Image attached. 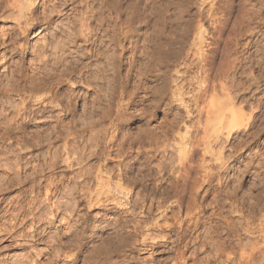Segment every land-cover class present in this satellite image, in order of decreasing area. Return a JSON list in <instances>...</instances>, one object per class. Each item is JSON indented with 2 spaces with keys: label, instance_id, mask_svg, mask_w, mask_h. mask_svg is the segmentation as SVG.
I'll return each mask as SVG.
<instances>
[{
  "label": "rangeland",
  "instance_id": "rangeland-1",
  "mask_svg": "<svg viewBox=\"0 0 264 264\" xmlns=\"http://www.w3.org/2000/svg\"><path fill=\"white\" fill-rule=\"evenodd\" d=\"M17 1L21 3L27 2V0H23L24 2H22V0ZM118 1L119 0H113V2ZM129 1L132 3L133 0H126L125 2H123L122 0V6L124 7L127 4V6H129V4H131L129 3ZM135 1L136 0H134L133 2ZM166 1L169 2V4ZM159 3H162L160 5H162V8L164 7L163 11L169 9L170 15H164L163 17L166 19L162 18L161 23L157 24V26L155 25L156 17L154 15V5H159ZM171 3L172 5H170ZM36 5L38 10L37 12L39 13H42L41 10L43 11L44 6L46 5L45 7L47 8V10L49 9L48 12L50 11V14L53 12L51 14L52 17L50 18L49 24L45 25L46 30L44 29L42 33H39L35 37H33L32 33L26 42H30L29 44L31 46L33 45V43L34 46L40 45L42 48L44 44H48L51 41L53 34L57 32L58 37L56 35L57 38H55L56 42L54 43V49L52 48L51 50L50 47L47 54L62 59V66H60V69L64 68L65 63L70 64V62L71 65L74 66V68L71 72H68L62 76L63 80L61 85H58L57 83H55L54 85V90H57L60 86L62 87L59 90L60 95L58 92V101L49 107L50 109H52V117L50 118L51 121L45 122L40 126H37L35 122H31V124L26 127V132H28L29 135L34 134L33 136H39L41 134L45 137H53L54 133L56 132V130H54L56 126L57 128L59 127V129L62 128L61 132H63V136L72 128L70 132H73V135H71L70 138H75L76 140H74V145L78 147L74 146L75 149H86V147H90L89 149H87L93 150L100 148L102 150V158L99 157V159L94 158L92 160H89L88 165L91 166L93 164V166H91L93 170H96L100 165H102L104 162V157L107 153H110V157L113 158V160L112 162H109L110 164L108 163L109 166L107 162L105 163L109 168H111L108 171L114 169L113 171H111L115 174V177L111 180V184L113 185V190L111 189L112 192L114 191L117 196L122 197L121 191H127L128 189V191L131 192V196H134V194H139V198L142 199V201L144 199H149L150 201L152 197H158V199L156 200V204L153 206L149 213L142 212V210L140 209L142 201L139 199V202H137L139 206L136 205V208L132 207V217L134 219L142 218V220H145V218L148 217L149 220L150 218H154L159 223H162L161 221L164 220V218L162 216L160 217V215L167 214V216L171 218L172 216H174V213L178 214L179 211V207H177L178 205H174L175 202H172L171 195H173L174 192L172 191L170 183L172 180L174 181L178 177L177 173L179 172L178 170H180V165L178 166L179 162L177 159V150L179 148L178 146H180L179 144L181 142V136L184 135V132V136H186V125L182 121V115L184 114L185 107H183L184 105H182L181 102L177 101L176 98L172 97V90L173 88H175V82L172 81V78L177 77V73L174 71L176 69V64H181L188 59L190 61L195 59L196 62L200 61L199 59H197L200 55L196 54L193 56L194 52L197 51V47L193 46V44L191 45L190 42L193 41V32L195 31L196 25H198L202 21V24H204L206 28L204 37L207 40H205L206 42L203 43V47L206 50L209 58H211L210 60L215 62V66H217L216 68H219L222 65L224 67L230 65V63L228 62H231L232 59L234 63L241 62L240 65L238 63L237 71H233V73H231V75H233V78H235L233 79V83H236V87L232 91V96H236L239 93L241 95H245L248 98L247 103L244 102L246 104L243 110L247 116L251 117L250 122H252L253 124L249 129H246L244 127L236 131L234 133L235 140H233L231 143L226 142V138L223 137L221 139V143H219L218 145H214L215 150H220L223 143L225 146L223 157L224 161L227 163L226 166L223 165V170L221 171L222 178L220 181H218L217 178L214 179V181L210 185L204 184L195 194V199L197 198L195 202L197 204L195 215H199L201 217L200 220L203 222H200L199 225H197V222H193L191 227L188 228L184 239H182L183 241L180 244L181 246L185 245L186 243L190 244L189 249L186 250L188 257L186 264H205L206 262L207 264L208 262H210L211 264H233V262L230 263L228 260H226L225 262L227 254L232 252L228 250H237V252H240L241 249H249L250 245L254 242L263 243L264 0H144L142 1L141 12L143 15L145 13L146 14L144 16L142 15V17H144V23L143 21L141 23L138 22V32L136 33L138 42L133 41L134 38H125L124 40V37H122L119 32L121 30L119 29L120 25H118L119 21H115L116 14L115 12L113 13L112 9L110 10L107 8L108 5H105L104 0H40L39 4L38 1L36 2ZM165 5L167 6V8ZM96 6L99 8H97ZM126 7L124 8V17L129 15L131 9L129 7V9ZM218 10L221 11L219 12ZM91 11H93V13H96L97 15L99 14L100 16H102L100 17L98 15V18L96 17L94 20H92V22L85 20V13H90ZM211 12H214L213 14H217L216 17L218 18L219 16H221L220 14H222V19H224V17L225 19L226 17L227 19L229 18L223 32L218 33L220 35V40L218 42L219 44H213L214 42H212L215 38L213 34L217 33L215 32V28L213 25V18H210L213 17ZM110 15H113V17H111ZM169 16L173 18L171 22L169 21ZM178 16H180V18ZM109 18L113 19V24H115L116 26L112 25V29L109 30L110 33H108V36L109 38H111L112 36L117 35V38H114L113 40L104 38V41L106 42L103 41L102 44H100L99 41V43L93 44V42H91L90 40L87 41L84 40V37H81L84 36L85 32H88L91 28H94L96 26L99 28L96 27L97 30L95 28L94 29L97 31L98 35L99 33L101 35V33L103 32L102 29H104V27L107 28L106 24L109 22L107 21L109 20ZM177 20L178 23H180L181 20H189L188 22L190 23V26L192 28L189 42H186L185 44L177 42L173 44L164 43L168 35L174 36L179 32L178 29H180L181 27H177V25H179L178 23H175ZM87 22L89 23V25H91L89 29L87 25H82V23L88 24ZM12 23L13 21H0V31L2 28H7ZM99 23L101 24L99 25ZM238 23H240L241 25ZM95 24L97 25L95 26ZM231 30H234L233 34ZM246 30H248L249 32H245ZM118 35H120L121 38H119ZM115 39H117V41ZM132 42L134 46L133 44H131ZM160 42L165 44L162 45L165 49L163 52L161 51ZM101 45L103 48H100ZM171 45L177 50H179L180 48L184 49L185 52L182 56H180V58L178 54L171 53L174 50ZM189 45H191L192 49H190L191 47ZM231 47L233 48L232 55L229 54L230 56L227 57L226 50L228 51ZM30 51L31 49H29L28 54H26L27 57L25 58V66L30 65V63L36 64L40 60V57L38 58L37 55L32 54ZM159 51H161L162 53H160ZM188 51H190L191 53L187 55ZM163 53H165L166 55H163ZM33 55L36 57H34ZM43 55L45 56L46 53H43ZM33 58L35 59L31 62L30 59ZM72 63H74L75 65ZM223 66L221 68H223ZM195 69L196 68H192L188 72V77L186 79H183V81L186 80L185 83L196 74ZM167 72L168 74H166ZM56 73L58 72L56 71ZM54 77H56L54 78L56 82V80L61 76L59 77L58 73V76ZM164 78L166 80H164ZM194 85L196 84L194 83L190 87L193 88ZM258 87H260V89H258ZM258 90H260V92H257ZM184 97L187 101H189L191 95L187 94ZM239 102L240 101H238L237 103L238 106H240ZM81 129H84V131L80 132L79 135H77V132H79V130ZM66 130L67 132H64ZM191 132L188 133L190 134L189 136L187 134L188 137L192 136ZM74 134L76 137L74 136ZM4 142L5 140L0 138L1 149L6 150L4 151L5 156H2V159L0 158V209L4 208L1 213H5V211L8 209L10 210L8 211V213H6V216L2 217V219L0 220V224H3L6 221L4 223L5 231H0V238H2L0 239V264H16V261L18 260L16 254L17 252H20L21 248H24V250L27 251L29 250V254H33L34 247L36 250L45 249L47 245L51 244L52 240L54 241L55 238L59 236H62L63 240L65 239L64 241L67 240L66 242L68 244L69 237L72 236L73 231L75 232L76 230V228L74 227V225L76 226V224H78L76 223V221L79 219L83 221V218L85 219L84 221L86 225L83 228L84 234L82 233L80 235L82 237H79V240L81 242L80 245L82 246L80 249L82 252H80L77 264H82V262H84L83 258L84 260L89 261H93L97 258L99 259V256H103V254H105L107 251H110L112 254L114 253V258H117L119 256L123 257V255L126 256L131 262L130 264H172V261L177 255V247L174 246L177 244V242L175 243L176 236L170 239L169 231L161 230L157 227H155V229H152V233L157 238L159 237L158 239L160 243L156 246H153L154 250L151 251L148 248L143 250L145 246L142 245H139L138 247L133 246L135 239L134 237H136V235L133 234V232L129 231L132 230V226H129L128 228L130 229H128L127 232L132 233L130 235L132 237L129 236V238L131 239L129 240V242L123 244L122 247H118L119 253L115 251V247L117 246L115 241L116 229L112 228L114 226L113 222L117 216H131V214L126 213L129 208L128 206L130 205H127V207L126 205H115L110 202L111 200L106 202L105 198L101 200L102 203L93 201L90 205L88 200L82 198V196H80V194L77 192L76 194L79 196L75 194V196L77 197L75 198L77 200L74 198L72 201H70L72 207L69 204L67 215L66 213L63 214V212H56L55 209L51 206L52 201H55V203L57 204H62L68 201V193L71 192H69L68 190V183L69 185L74 183V181L71 182V178L75 176L74 174L77 173L80 166L77 165V167H67L68 164L61 161L59 163L61 165L58 164L57 167H50V169L48 167L42 170L40 169L42 168L40 166L42 162H45L48 158L46 154L50 156L51 152V148L48 146V144L47 147H45V145L43 148H41L40 151L35 150L33 155L35 156L34 158L30 157L32 156V151L29 152L28 149L20 151V146L16 145V143L8 144L7 142ZM57 143L58 145H60L63 143V140H59L57 141ZM106 144L111 147V149L110 147L108 149L106 148L108 152H104ZM60 150L62 152L63 148L61 147ZM200 152L201 151L196 154V158L198 157L197 159H200L201 157ZM63 153L64 152H62V154ZM232 154L233 157H230ZM18 155H20L21 157H17ZM6 157H8L9 159ZM15 158L16 160H18L17 158H19L18 161H22L21 163H24L23 170L16 169L17 162H15ZM212 158L213 156H207L208 160ZM27 159H29L30 162H27ZM4 161H6L5 163H7L8 168L4 164ZM211 161L212 160H210V162ZM211 164H213L214 170L218 171L221 169L220 165L222 164L220 162L212 161ZM93 167L96 168L94 169ZM10 168H14L13 172L15 174ZM125 171L128 173V176H131V181L125 182V180H118L119 173ZM11 172L13 173L11 175L14 177L9 180L6 179L8 178V174ZM17 172H19L18 175H16ZM104 174L105 177H107L106 173ZM116 176L118 177V179ZM54 182L59 183V188L61 191L57 193L53 192L54 194H52V191H49V189H46V187L49 188ZM119 182H121V184H124L122 185L123 189H120L117 186ZM64 187L66 189H64ZM62 189L64 190L62 191ZM188 196L189 191L186 194V205L189 201ZM158 200L162 203V205L164 204L165 206L158 209ZM32 201L34 202L33 204ZM104 201L106 202L107 206L105 205ZM124 202L125 201H123V203ZM28 206H32L33 212L29 213V215L26 217L28 220L24 219L21 222L22 225H19L17 227L18 229H14L13 232V229H11L10 227L13 216L19 215L20 210L22 208H28ZM183 212L181 214L184 215L185 211ZM37 219L38 221H36ZM158 222L157 224L159 225ZM107 223H109V227H107ZM194 223L197 226H194ZM31 225L33 227L31 228L32 230L30 229ZM6 227L10 228L8 229ZM94 227L95 231L93 230ZM103 227H105V229ZM6 229L10 232H8ZM43 229H46V231H43ZM127 232H125V234ZM172 232L175 233V230H173ZM33 233L37 234L36 238L39 235V237L45 236L46 240L44 239L45 241L39 242L35 240L34 242V239L31 240V234L34 235ZM13 234L14 238L12 236ZM17 234L26 235L25 239L23 240L24 242L26 240V243H24L25 245L18 246L14 243V241H16L18 238ZM47 235H49V237H47ZM166 239H168V242L166 241ZM173 239L174 242H172ZM212 240H214L215 242L219 240V244L217 243V248L220 246V242L221 246L224 243L223 245L225 247H223L225 249L227 248L226 250L228 251V253L224 254L226 250L223 248L225 252L221 251V256H214V252H216L215 249L217 250V248L215 245L216 243L212 242ZM151 244L154 245L153 243ZM151 244H149L150 246L148 247L151 248ZM219 249H222V247ZM46 256L48 258H51L49 257V255ZM86 257L88 258L85 259ZM92 257L95 258L93 259ZM47 260L49 259H43V264L48 263ZM64 261L66 260L62 259L58 262V264H64Z\"/></svg>",
  "mask_w": 264,
  "mask_h": 264
},
{
  "label": "bare ground",
  "instance_id": "bare-ground-1",
  "mask_svg": "<svg viewBox=\"0 0 264 264\" xmlns=\"http://www.w3.org/2000/svg\"><path fill=\"white\" fill-rule=\"evenodd\" d=\"M37 1H38V4H39L40 0H27L26 3H21V2H18L17 0H0V21H6V22L7 21H13V23L10 26H8L7 28H2L1 31H0V125H1L0 126V138L5 140V142H7L8 144L16 143V145L20 146V148H19L20 151H22L24 149L25 150L28 149L29 152L32 151V156H30V157H34V158H35V156H33L34 155V151L35 150H39L40 151L41 148H43L45 145H46L45 147H47V144H48V146L51 148V152H50V156L48 154H46L48 156V158L46 159V161L44 160L45 162H42V164L40 166V167H42V168H40L42 170H44V169H46L48 167H49V169H50V167H52V168L53 167H57L58 164L61 161H63V163L66 162L68 164L67 167L68 166L69 167H73V166L77 167V165L80 166V168H78L79 170L78 171L76 170L77 173L74 174L75 176L74 177L71 176L72 177L71 178V182L74 181V183H72L71 185H69V183H68L69 188H68V186H67V188H68L69 192L71 191L70 193L67 192L69 194L68 199H67L68 201L64 202L62 204H60V203L57 204V203H55V201H52L51 206H52V208L55 209L56 212H60V213L63 212V214L66 213V215H67L68 210H69L68 207H69V204L71 203L70 201H72L76 197L75 194L77 192L80 194V196H82V198H85V200L87 199L90 205H91V203L93 201L101 202V200H103L104 198H105L106 202L111 200L110 202H112L115 205H119V206H122V205L125 206L126 205V207H127V205H130V206H128L129 208L126 211V213L131 214V216L130 215L117 216L115 218L114 222H113L114 226L112 228L116 229L115 230V241H116L117 246L115 247V251L117 253H119V248L118 247H122L123 244H125L126 242H129V240L131 239V238H129V236L132 233H130V232L128 233L127 232L128 229H130V228H128L129 226L130 227L132 226V230H133V231L132 230H129V231L133 232V234L136 235V237H134L135 239L133 238L134 239V243H133L134 245L133 246H137L138 247L139 245H142V246H145L143 248V250L147 249V248L149 250H151V251L154 250L153 246H156V245H158L160 243V241L158 239L159 237L157 238L152 233V231H153L152 229H155V227H157V228H159L161 230L169 231L170 232V236H169L170 239L173 238L174 236H176L175 243L177 242V244L174 245V246L177 247L176 248L177 249V251H176L177 255L175 256L174 260L172 261V264H186L187 259H188L186 250L189 249V245L190 244L186 243L185 245L181 246L180 243L183 241L182 239H184V236H185L188 228L191 227L193 222H197L198 223L197 225H199L200 222H203V221L200 220L201 217L199 215H198L199 217L197 215H195V211H196V208H197L196 207L197 204L195 203L197 198L195 199V196H196L195 194L200 190L199 188L202 187L204 184L210 185L214 181V179H216V178H217L218 181H220L221 178H222L221 171L223 170V165L226 166V163H227V162L224 161V157H223V151L225 149L224 143L222 142L223 144H222V147H221L220 150H215L214 149V145H218L219 143H221V141H222L221 139L223 137L226 138L225 139L226 142L231 143L233 140H235L234 133L236 131H238L241 128H244V127L246 129L247 128L249 129V128L252 127V124H253L252 122H250L251 121L250 120L251 117L247 116L245 114L244 110H243V108L245 107V104L248 101V98L245 95H241L239 93L236 96H232V94H233L232 91L236 87L235 86L236 83H233V79H235V78H233V75H231V73H233V71L234 72L237 71L238 63L240 65L241 62L234 63L233 59H232L231 62H228V63H230V65L227 64L228 66H226V67H224L222 65L224 69L221 68L222 67L221 65H220L221 67L218 66L219 68H216L217 66H215L216 65L215 62L210 60L211 58H209V56L206 53V50L203 47V43L207 41L205 39V37H204L205 36V32H206L205 25L202 24V21L199 24L197 23L198 25H196L195 31L193 32L194 34L192 33L193 36H194L192 38L193 41L190 42V43H191V45L193 44V46L197 47V51L194 52L193 56L196 55V54L200 55V56H198L199 58H197L200 61L196 62L195 61L196 59L192 60V61H190L188 59L187 61H184L181 64H176L175 63L176 64V69L174 71L177 73V77L176 78H172L173 79L172 81L175 82V84H174L175 88H173V90H172V95H173L172 97L176 98L177 101L181 102L182 105H184L183 107H185V109H184L185 111H184V114L182 115V117H183L182 121L186 125V127H185L186 136H184L185 135V132H184V135L182 134L183 136H181V142L179 144L180 146H178L179 148L177 150L178 151L177 152V154H178V158L177 159H178V162H179L178 166L180 165V170H178L179 171L177 173L178 177L176 176L177 179H175L174 181L172 180L171 183H170L172 191L174 192L173 195L170 194L172 196V202H175L174 205H178L177 207H179V211H178V214L174 213V216H172L171 218L169 216H167V214L160 215V217L162 216L164 218V220L161 221L162 223H159L154 218H150V220H149L148 219L149 217L145 218V220H142V218L141 219H137L136 218L137 219L136 220V219H134L132 217V213H133L132 212L133 211L132 207L136 208L135 207L136 205L139 206L137 204V202H139V199H140L139 198V194H137V195L134 194V196H131V192L128 191V189H127V191H123V190L121 191L120 189L123 187L122 185H124V184H121V182H119L117 184V186L120 188L119 190L122 192V197L117 196L116 193H114V191L112 192V190H113L112 186L113 185L111 184V180L115 177V174L111 172L114 169L111 170V171H108V170L111 169V168L108 167L109 164H110L109 162H112V160H113V158L110 157V153H107L105 157L103 155V157H104L103 164L100 165L96 170H93L92 167H91V166H93V164L91 165V163H90L91 166L88 165L89 164V160H92L94 158L99 159V157L102 158V156H101L102 155V150L100 148L99 149L88 150L90 147L89 148L86 147V149L85 148L84 149H78V148L75 149V147H74V146H76V145H74L75 138L74 139L70 138V136L73 135V132H70L72 128L70 129V131L68 130L69 132H67V130L64 131V132H67V133H65V135L63 136V132H61L62 128L59 129V127L57 128V126H56L55 129H54V130H56V132L55 133L53 132L54 133L53 137H45V136H42L41 134L39 136H33L34 134L33 135L32 134L29 135L28 132H26V127L29 124H31V122H35V124L37 126H40L41 124H43L45 122L51 121L50 118L52 117V113H51L52 109H50L49 107L52 104H54L55 102L58 101L57 100L58 99V92H59V95H60V91L59 90L62 87V86H60L57 90H54V85H55V83H57L58 85H61L62 84V80H63L62 76L65 75L68 72H71L73 70V68H74V66L71 65V62L69 61L70 64L65 63L64 68L61 67L62 69H60V66H62V64H61L62 59H60L59 57H56V56H55L56 57L55 58L53 55H50V54L48 55L47 54V52L49 51L48 49L51 47V50H52V48L55 46V44H54L56 42L55 38L58 37V35H57L58 33L57 32L53 34V37H52L51 41L48 44H44L42 46V48H41L40 45H39L40 47L38 45L34 46V43H33V45L31 46L29 44L30 42H26L29 39V36L32 33H33V37H35L39 33H42V31L45 29V25L49 24L50 18L52 17L51 14L53 12L50 14V11L48 12L49 9L47 10V8L45 7L46 5L44 6L43 11L41 10L42 13L37 12L38 11L37 10V5H36ZM125 1L126 0H123V2H125ZM133 1H132V3L129 1V3H131V4H129V6H127L128 4L126 5V3H125V5L127 7L126 6L123 7L122 6V0H119L118 2H113V0H104L105 5L106 4L108 5L107 8L110 9V10L112 9L113 13L115 12V14H116L115 15V17H116L115 21H119L118 25H120L119 29H121L119 32H120L121 36L124 37V40H125V38H127V39L128 38H134L133 41H137L136 33L138 32V22L141 23L144 20V17H142L143 14L141 12L142 1H144V0H136L135 2H133ZM22 2H24V1L22 0ZM167 3L169 4V2H167ZM102 4H103V2H102ZM160 4H162V3H159V5H154L155 6V8H154L155 9V14L154 15L156 17V21H155L156 24L155 25L161 23V20H162V18H164L163 17L164 15H166V16L170 15L169 14V9L165 10L166 11V13H165V11H163L164 7L162 8V5H160ZM170 5H172V3ZM125 7L126 8L129 7L131 9H130L129 15H128V10H127V15L128 16L124 17V14H125V9L124 8ZM97 8H99V7H97ZM166 8H167V6H166ZM57 9H58V7H57ZM83 10H85V9H83ZM101 10H102V7H101ZM218 11L220 12L221 10H218ZM214 12H211L213 17H210V18H213V25H214V28H215V32L217 34H213L215 38L213 39L212 42H214L213 44H217L219 42V40H220V35L218 33H222L223 32L226 24L228 23L227 21H228L229 18L227 19V17H226V19H225V17H224V19H222L223 18L222 14H220L221 16L218 15L219 16V18H218V17H216L217 14H213ZM172 13H171V16H172ZM216 13H217V10H216ZM102 14H104V13H102ZM85 15H86V16H84L85 20H88V21L92 22V20H94L96 17L98 18L99 14L97 15L96 13H93V11H91L90 13H85ZM209 15H211V14H209ZM171 16H169V19H170L169 21L170 22L173 19ZM107 17H108V14H107ZM107 17H106V19H107ZM111 17H113V15ZM152 17H153V15H152ZM178 17L180 18V16H178ZM164 19H166V18H164ZM196 19H198V18H196ZM112 20L113 19H111V18H109V20H107V21H109L106 24L107 28L104 27V29H102L103 32L101 33V35L99 33L100 36L97 34V31H96L97 30L96 29V27H97L96 25L97 24H95L96 27H94V28L96 30L94 28H91L88 32L84 33V36H81V37L82 38L84 37V40H87V41L90 40L91 42H93V44L99 43V41H100V44H102V42L105 40L104 38H106V39L108 38L109 40L110 39L113 40L114 38H117V35L112 36V37L110 36L111 38H109V36H108L109 35L108 33H110L109 30L112 29V25L116 26L115 24H113L114 22ZM188 21H182L181 20V22H180L181 24L178 23V20L176 22L174 21L176 24L177 23L179 24V25H177V27L180 26L181 28L178 29L179 32L177 34H175L176 37H175V35L174 36L168 35L166 37L164 43L173 44V43L177 42V43L185 44L186 42H189L192 28H191L190 23ZM94 22H96V21H94ZM102 22H103V20H102ZM85 23H82V25H87V27L89 29L91 25H89L88 22H87L88 24H85ZM143 23H144V21H143ZM241 23H242V21H241ZM100 24L101 23H99V25ZM238 24H240V23H238ZM97 28H99V27H97ZM139 28H141V27H139ZM116 29H117V27H116ZM233 31H232V34H233ZM247 31L248 30H246L245 32H247ZM119 32H117V33H119ZM172 32H173V30H172ZM77 33H78V31H77ZM168 34H170V33H168ZM56 35H57V37H56ZM51 36H52V34H51ZM118 36H119V38H121L120 35H118ZM173 37H175V38H173ZM115 40L117 41V39H115ZM130 40H132V39H130ZM229 40H231V39H229ZM104 42H106V41H104ZM164 43H161V46H160L162 52L165 50L164 47L162 46V45H165ZM131 44H133V42ZM191 45H189V46L191 47ZM133 46H134V44H133ZM57 47H58V44H57ZM171 47H173V46L171 45ZM190 47H188V48H190ZM100 48H103L102 45H101ZM173 48H172V50H173ZM29 49H31L30 52L32 54L37 55L38 58L40 57L39 58L40 60L38 59L40 62L39 61H38L39 63L37 62L38 64L37 63L36 64L30 63V65L25 66V58L27 57L26 54H28ZM190 49H192V47ZM111 51H113V50H111ZM161 51H159V52L162 53ZM184 52H185L184 49L180 48L179 50H177V49L174 48V50L171 53L172 54H178L179 58H180V56H182ZM226 52H227L226 53L227 57H229L230 56L229 54L232 55L233 48L231 47L228 51L226 50ZM43 53H46V55H48V56H46V55L44 56ZM189 53H191V52L188 51L187 55ZM163 55H166V54L163 53ZM34 57H36V56H34ZM34 59L35 58L30 59V61L32 62V61H34ZM212 59H214V58H212ZM229 59H231V58H229ZM36 60H37V58H36ZM177 61H178V59H177ZM193 61H195V62H193ZM73 62H74V60H73ZM72 64H74V63H72ZM75 68H76V66H75ZM192 68H196L195 69V73L196 74L194 76H192V78L190 80H187V82L185 83L186 80L183 81V79H186L188 77L187 74H189L188 72ZM56 71L59 73V77L60 76L61 77L58 78L56 80V82H55L54 78H56V77H54V76H58V73H56ZM54 73H56V74H54ZM166 74H168V72ZM164 80H166V79L164 78ZM194 83L196 85H194L193 88L190 87ZM237 84H238V82H237ZM258 89H260V87H258ZM236 90H238V89H236ZM257 92H260V90H258ZM187 94L191 95L189 101H187L185 99V97H184ZM237 98H238V100H237ZM63 101H64V99H63ZM238 101H240L239 102L240 106H238V104H237ZM71 102H72V100H71ZM244 102H246V103H244ZM64 107H66V106H64ZM89 112H87V113H89ZM3 118H4V120H3ZM74 129H75V127H74ZM191 130H192V132H191ZM73 131H75V130H73ZM82 131H84V129L83 130L82 129L79 130V132H77L78 133L77 135H79V133L82 132ZM190 132H191L192 136L188 137L190 135L188 133H190ZM37 133H38V131H37ZM75 134H74V136H75ZM187 134H188V136H187ZM83 136H82V138H83ZM59 140H63L62 144L59 143L60 145H58V143H57V141H59ZM91 140H93V139H91ZM107 144L105 145L104 152L107 151V149L110 147ZM99 145H101V144H99ZM61 147L63 148V150H62V152H64L63 154H62V152L60 150ZM76 147H78V146H76ZM52 149H54V150H52ZM110 149H111V147H110ZM4 151H6V150L1 149V147H0V158L2 156H5V152ZM199 151H201L200 152L201 153V157H200V159H197L198 157L196 158V154ZM7 154H10V153H7ZM209 155L213 156V158L210 159V160L215 161V162H220L222 164V165H220L221 166L220 170L217 171V170L213 169V164H211L212 161L210 162V160L207 159V156H209ZM19 156L20 155H18L17 157H19ZM15 157H16V155H15ZM230 157H233V154ZM6 158H8V157H6ZM19 158H17V159L19 160ZM15 160H16V158H15ZM18 160L15 161V162H17V164H16L17 168L16 169L23 170V168H24L23 164L24 163H21L22 161H18ZM26 161L30 162L29 159H27ZM5 162L6 161H4V164L8 168L7 163H5ZM96 162H94V163H96ZM105 162H107V164L109 163L108 166H107V164ZM5 165H4V167H5ZM59 165H61V164H59ZM86 165H88V166H86ZM13 166H14V164H13ZM112 168H114V167H112ZM10 169H12V168H10ZM225 169H226V167H225ZM42 170H41V172H42ZM13 171H14V168L12 169V172ZM12 172L8 174V176H7L8 178H6V179L9 180V179H12L14 177V176L11 175V174L14 173V172L13 173ZM18 173L19 172H17L16 175H18ZM104 173H106L107 177H105ZM116 174H117V172H116ZM147 175H149V174H147ZM130 177L131 176H128V173L125 171V172L119 173V179H118V177H117V179L119 181L125 180V182H126V181H131ZM23 180H25V179H23ZM10 181H9V183H10ZM11 183H13V182H11ZM19 183H21V182H19ZM15 184H16V181H15ZM113 188H115V187H113ZM46 189H49V191L51 190L52 194L61 191L60 188H59V183H56V182L51 184V186L49 188L46 187ZM64 189H66V188L64 187ZM64 189H62V191ZM188 191H189V196H188L189 201H188V204L186 205L185 204V200H186V194L188 193ZM67 193H65V194H67ZM77 196H79V195H77ZM155 197H157V196H155ZM157 199H158V197L157 198L152 197L150 199V201H149V199H144L143 201H142V199H140L142 201V204L140 202V204H141L140 209L142 210V212L143 213H145V212L149 213L151 211V209L153 208V206L156 204V200ZM159 199H160V197H159ZM147 200L149 201V205H148V201ZM163 200H164V198H163ZM33 201H32V204L34 203ZM57 201H58V199H57ZM123 201H125V202L123 203ZM106 202L104 201L105 205H106ZM104 203H103V205H104ZM157 203L159 204L157 206L158 209L163 207V206H165L164 204L162 205V203L159 200L157 201ZM71 205L72 204H70V206ZM32 206H28V208H22V209L20 208L21 210H20V214L19 215H14L13 214L14 216H13V218L11 220V223H10L11 226L9 224L11 229H13V232H14V229H16L19 225H22L21 222L24 219H27L26 217L29 215V213L33 212ZM167 207H169V206H167ZM0 208H1V206H0ZM3 210H4V208L0 209V220L2 219V217L6 216V213H8V211L10 209L6 210L5 213L4 212L1 213V211H3ZM183 211H185V214H184L185 216L183 214H181ZM10 214H12V213H10ZM181 215H183L184 217L181 216ZM19 216H21V217H19ZM79 217H80V215H79ZM74 220H75V218H74ZM84 220L85 219L83 218V221H81V219L76 221V223H78V224H76V226L74 225L76 230H75V232L73 231V235L71 234L72 236H70V234H69L70 237H69V241H68L69 243L68 244L66 242L67 240L64 241L65 239L63 240L62 236H59V237H56L54 241L52 240L51 244L47 245L45 249L36 250L35 247H34L33 248V251H34L33 254L32 253L29 254V252H28L29 250L27 251V250H24V248H21L20 252H17V254H16L17 259H18L16 261V264H43V262H42L43 259H49V260H47L48 263L45 262L46 264H58V262L60 260H62V259L66 260V261H64L65 262L64 264H77V260L79 258L80 252H82L81 249H80L82 246L80 245L81 242L79 240L80 239L79 237H82V236H80L82 233L84 234L83 228L86 225ZM36 221H38V219ZM154 221H156V222H154ZM157 222L159 223V225L157 224ZM4 223L0 224V227H1L0 231L5 229ZM108 224L109 223H107V227L110 226ZM111 225H112V223H111ZM195 225L196 224L194 223V226ZM6 228H8V227H6ZM31 228H33L32 225L30 226V229ZM103 228L105 229V227H103ZM94 229H95V227L93 228V230ZM262 229H263V227H262ZM101 230H102V228H101ZM173 230H175V233L172 232ZM43 231H46V229H43ZM8 232H10V231H8ZM26 232H27V230H26ZM36 232H38V231H36ZM125 232H127V233L125 234ZM36 235H37L36 233L34 235L31 234L32 239L31 238L30 239L31 240L34 239V242H35V240H37L38 242L46 240L45 236L39 237L40 236L39 235L36 238ZM44 235H46V234H44ZM135 235H133V236H135ZM12 236L14 238V234ZM17 236H18L17 240L16 241L13 240L14 243L16 245H18V246L25 245L24 243H26V240H25V242L23 240L25 239L26 235H24V234H19L18 235L17 234ZM47 237H49V235H47ZM130 237H132V236H130ZM0 239H2V238H0ZM15 239H16V237H15ZM167 240L168 239H166V241ZM214 240H212V242H215ZM218 241L215 242L216 244L214 243L216 245V248L218 246L217 245ZM246 241H247V239H246ZM172 242H174V239L172 240ZM151 243H153L154 245H152ZM149 244H151V246H152L151 248L148 247V246H150ZM223 244L221 246V242H220V246L222 247V249L225 247ZM220 246L217 248V250L214 247V249L216 251V252H214L215 253L214 256H216V255H218V256L220 255L221 256L222 254L220 252L221 251L225 252V250L227 249V248L226 249L224 248L225 250L223 249L224 250L223 251L222 249H219V248H221ZM116 248H117V250H116ZM228 251H232V252L227 254L226 259L224 258L225 262H226V260H228L230 263L233 262V264H264V241H263V243L254 242V243H252L250 245L249 249H247V248L246 249H241L240 252H237V250L236 251L235 250H228ZM228 251L226 250V252L224 254L228 253ZM113 254L110 251H107L105 254H103V256H101V257L99 256V259L97 258V259H95L93 261L84 260V258H83L84 262H82V264H130L131 263L126 256L123 255V257L119 256L117 258H114ZM46 255H49V257H51V258H48ZM87 258L88 257H86L85 259H87ZM101 258H103V259H101ZM214 259H216V258H214ZM217 259H219V258H217ZM222 261H224V260H222ZM209 263L210 262H208V264ZM205 264H207V262Z\"/></svg>",
  "mask_w": 264,
  "mask_h": 264
}]
</instances>
